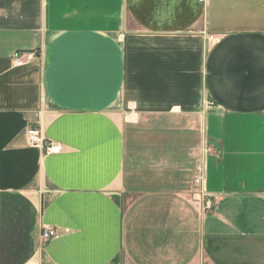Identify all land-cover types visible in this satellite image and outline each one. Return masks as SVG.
I'll use <instances>...</instances> for the list:
<instances>
[{
  "label": "crops",
  "instance_id": "1",
  "mask_svg": "<svg viewBox=\"0 0 264 264\" xmlns=\"http://www.w3.org/2000/svg\"><path fill=\"white\" fill-rule=\"evenodd\" d=\"M0 264H264V0H0Z\"/></svg>",
  "mask_w": 264,
  "mask_h": 264
},
{
  "label": "built area",
  "instance_id": "2",
  "mask_svg": "<svg viewBox=\"0 0 264 264\" xmlns=\"http://www.w3.org/2000/svg\"><path fill=\"white\" fill-rule=\"evenodd\" d=\"M34 57L33 54L27 55V61ZM26 63L24 58H16V65L22 66ZM28 137L32 145L34 146H41L44 150L45 155H59L61 154L64 149L60 144H54L52 142L45 141L44 137L42 136L41 132L37 129H30L28 131ZM202 172V168H199V176L196 178L195 183L199 186L202 182V178L200 173ZM212 200H207L206 205L208 208H212ZM55 236V231L48 229L43 233V238L45 241L49 240Z\"/></svg>",
  "mask_w": 264,
  "mask_h": 264
}]
</instances>
